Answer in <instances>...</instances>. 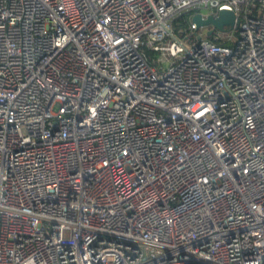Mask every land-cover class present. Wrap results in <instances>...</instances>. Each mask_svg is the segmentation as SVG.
I'll list each match as a JSON object with an SVG mask.
<instances>
[{"label":"built area","instance_id":"obj_1","mask_svg":"<svg viewBox=\"0 0 264 264\" xmlns=\"http://www.w3.org/2000/svg\"><path fill=\"white\" fill-rule=\"evenodd\" d=\"M0 264H264V0H0Z\"/></svg>","mask_w":264,"mask_h":264},{"label":"water","instance_id":"obj_2","mask_svg":"<svg viewBox=\"0 0 264 264\" xmlns=\"http://www.w3.org/2000/svg\"><path fill=\"white\" fill-rule=\"evenodd\" d=\"M190 21L195 24V31L205 28L206 35H210L215 30L225 32L230 28H237L240 18L233 10L221 8L216 13L203 14L202 11H195L192 13Z\"/></svg>","mask_w":264,"mask_h":264},{"label":"trees","instance_id":"obj_3","mask_svg":"<svg viewBox=\"0 0 264 264\" xmlns=\"http://www.w3.org/2000/svg\"><path fill=\"white\" fill-rule=\"evenodd\" d=\"M194 12V8H190L187 10H184L177 14L173 19H172V26L175 31L179 29H187L189 24H190V17L192 13ZM184 35V34H182ZM208 38L211 40L217 42V43H224L220 38L215 37V33H212L210 35H206Z\"/></svg>","mask_w":264,"mask_h":264},{"label":"rangeland","instance_id":"obj_4","mask_svg":"<svg viewBox=\"0 0 264 264\" xmlns=\"http://www.w3.org/2000/svg\"><path fill=\"white\" fill-rule=\"evenodd\" d=\"M206 31V29L205 28H200L199 30H198V33L200 32V31ZM224 33V32H223ZM199 38H200V36H198ZM162 64H163V66H165L166 64H167V61L166 60H164V62H162Z\"/></svg>","mask_w":264,"mask_h":264}]
</instances>
